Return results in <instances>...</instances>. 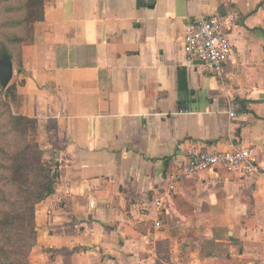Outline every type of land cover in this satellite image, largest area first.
Segmentation results:
<instances>
[{
  "label": "crops",
  "instance_id": "obj_1",
  "mask_svg": "<svg viewBox=\"0 0 264 264\" xmlns=\"http://www.w3.org/2000/svg\"><path fill=\"white\" fill-rule=\"evenodd\" d=\"M214 14L236 16L222 77L183 46ZM27 38L16 109L58 171L31 264H264V0H45ZM210 146L252 148L260 172L215 168L168 193Z\"/></svg>",
  "mask_w": 264,
  "mask_h": 264
},
{
  "label": "trees",
  "instance_id": "obj_2",
  "mask_svg": "<svg viewBox=\"0 0 264 264\" xmlns=\"http://www.w3.org/2000/svg\"><path fill=\"white\" fill-rule=\"evenodd\" d=\"M44 3L0 0V58L9 54L20 68L22 44L44 19ZM17 102V83H0V264H31L36 206L54 193L58 177L37 140L38 120L14 111Z\"/></svg>",
  "mask_w": 264,
  "mask_h": 264
},
{
  "label": "built area",
  "instance_id": "obj_3",
  "mask_svg": "<svg viewBox=\"0 0 264 264\" xmlns=\"http://www.w3.org/2000/svg\"><path fill=\"white\" fill-rule=\"evenodd\" d=\"M234 14H214L203 17L185 27L183 46L187 56V65L203 61L208 70L219 77L224 75L227 62L233 56V45L230 33L235 25ZM187 111V110H183ZM232 118L237 116L234 108L229 110ZM224 168L231 174L247 177L260 172L254 150L250 147H234L231 150H220L215 146L209 149L193 148L186 160L172 169L169 174L168 193L176 189L182 177L199 176L207 170ZM156 204L160 209L165 207L162 199ZM161 227L162 222L156 221Z\"/></svg>",
  "mask_w": 264,
  "mask_h": 264
},
{
  "label": "water",
  "instance_id": "obj_4",
  "mask_svg": "<svg viewBox=\"0 0 264 264\" xmlns=\"http://www.w3.org/2000/svg\"><path fill=\"white\" fill-rule=\"evenodd\" d=\"M204 63L203 61H200ZM15 63L9 54H4L0 58V83L2 88H7L14 76Z\"/></svg>",
  "mask_w": 264,
  "mask_h": 264
},
{
  "label": "rangeland",
  "instance_id": "obj_5",
  "mask_svg": "<svg viewBox=\"0 0 264 264\" xmlns=\"http://www.w3.org/2000/svg\"><path fill=\"white\" fill-rule=\"evenodd\" d=\"M29 36V35H28ZM27 36V37H28ZM28 38H26V40H27ZM15 63V71H14V76H13V79H12V81H11V83H13V82H15L16 83V79H17V77H18V73H19V65L16 63V62H14ZM14 111H16L17 112V109L14 107ZM38 140V139H37Z\"/></svg>",
  "mask_w": 264,
  "mask_h": 264
}]
</instances>
